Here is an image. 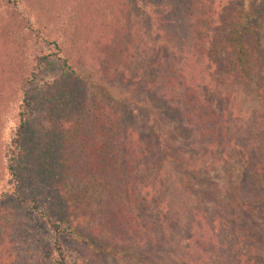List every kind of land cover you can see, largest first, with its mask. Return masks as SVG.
I'll return each instance as SVG.
<instances>
[{
    "label": "rangeland",
    "instance_id": "374dc122",
    "mask_svg": "<svg viewBox=\"0 0 264 264\" xmlns=\"http://www.w3.org/2000/svg\"><path fill=\"white\" fill-rule=\"evenodd\" d=\"M219 1L217 14L221 17L217 16L216 25L219 30L215 32L214 38L224 36L228 28L227 21L234 11H247L248 8L258 6L260 12L264 11V0ZM114 2H117V5ZM147 2L149 0H110V3L116 6L115 12L120 20L123 19L125 23L130 24L132 30L137 20L144 19L146 22L148 17H153L152 12L146 8L150 7ZM143 3L147 5L144 6ZM159 3L166 4L164 0H159ZM27 6L26 0H17L15 7H11L5 0H0V80L4 76L8 77L11 86L14 84L12 76L16 70L22 67L34 69L37 66L38 56L48 52L46 46L37 41V36L29 33V30L25 28L27 15L32 21L34 18ZM140 8L146 9L141 12ZM69 9H71L70 4L64 8L54 9L53 23L48 24V29L53 26L65 33L67 20L69 23L72 22L69 19ZM38 14L35 15L34 20L36 29L41 27L43 15L41 10ZM162 17L163 20L174 17L175 21V16L170 12L163 14ZM201 29L199 26V30ZM77 34L78 31L74 27L72 35ZM210 36H213V33ZM192 39L191 36L189 40L192 41ZM249 41L245 43V48L252 54L249 75L238 85L234 83L235 81L230 82L229 78V82L226 83L229 84L228 88H213L212 93L207 95L211 99L210 108L206 114L204 113V119L207 121L201 124L202 130L199 127L200 131L196 136L192 134L190 122L189 124L185 122L187 118L178 120L172 116L168 120H158L161 128H173L176 135L173 138L175 140L170 143L181 146L184 156L193 155L201 159L206 153L213 157L211 169L203 182L196 181L194 184V188H200L206 192L197 196L198 199H190V196H194L191 194L187 198L175 193L176 176L172 172L169 176L166 175L167 171L164 169L157 179L159 196L156 200L147 196L146 205L151 208H140L136 203H131L130 206L131 210H134V218H138L139 213L151 216L148 221L151 224L140 229L138 233L130 232L133 235L130 238L125 236L120 241L115 237L110 241L108 232H111L113 227L108 226L106 221L111 217V210H113L111 206L118 202H122L124 206L127 204L130 198H125V190H132L134 196L136 192L134 182H137L141 175L150 183V176L155 172L153 162L157 160V155H151L149 151L148 155L143 157L141 166L135 163L130 168H126L127 172L121 176L124 178L131 176L132 185H123L116 202H112L104 190L106 183L100 181L97 184L96 182L97 185L94 184L93 188L92 181L84 180L82 173H75L79 162L73 160L75 156H79L77 154L78 146L81 147L79 137L86 133L87 128L84 124L86 117L90 116L88 105L91 107L97 97L96 102L100 103V107L108 108L105 105L107 100L104 98L107 88L110 94H124L123 97L118 95L119 102L115 105L108 103L110 112H116L118 116L122 113V118L126 114L132 139L137 144L141 143L143 142L141 135L147 132V128L143 126L141 112L143 108L132 103L125 95L133 94L130 98L136 100L145 96L152 97L158 103L159 110L161 106L166 105V102L157 87L170 73L165 66L166 57L163 56L164 62L155 64L151 71L146 73L148 77L141 82L132 77L131 70L125 72L123 76L116 72L103 78L99 72L100 65L81 53H71L66 46L71 45L66 42L65 37L60 40L62 56L69 59L73 56L75 60L72 59L70 62L75 67L76 75H70L57 61L41 66V73L35 85L29 87L27 91L29 105L25 110L23 130L21 129L22 139L20 147L14 152L15 175L12 176L9 173L5 157L0 161L3 166L0 168V195L11 192L14 184L23 202L34 198L46 215L51 216L56 222H62L65 232L60 235V242L66 254V264H192L194 263L192 258L194 242L201 240L202 234L210 237L208 232L212 235V231H215L218 226L228 224V215L230 217L238 215L243 225L238 226L237 230L248 231L249 239L255 248L254 255H257L259 264L261 261L264 264V235L260 233L263 227L260 214L264 210L262 207L264 166L262 165L263 169L255 173V167L250 168L249 163L247 167V157L242 155L239 148L233 146L232 141L231 143L228 141L230 134L227 130L221 131L222 136L216 133V130L222 128L224 124L222 119L231 117L234 121H243L246 125L240 126L235 135V139L239 142L246 136L249 138L256 131L258 127L255 126L254 120L258 119L259 115L264 123V22H261V19L258 21L256 33L252 34ZM208 42L211 43V41ZM213 47L210 46L211 49ZM127 54V65L132 68L137 61L132 48L128 49ZM175 58L174 56L173 59ZM214 58L216 68L213 74L218 77L221 74L220 68L225 55H216ZM173 59L170 57L166 60L172 66L171 69H175L173 75L178 78L176 70L179 66H186L184 64L186 60L188 61V57L180 59L178 63ZM18 73L21 71L18 70ZM92 86H97L99 94H96ZM0 94L3 99L0 103V148L3 152L14 136L17 115L22 109V102L7 89L1 90ZM147 103H150L148 99ZM211 113L214 115L212 116ZM208 121L209 126L206 124ZM212 121L215 127L210 126ZM210 133L212 134L208 136ZM226 141L229 143L226 144ZM151 143L153 144L152 139ZM140 145L144 146V144ZM61 157L62 161L67 159L64 166L57 161ZM62 169L64 172L69 171L64 177L60 176ZM60 181H63L65 185L63 193L59 192ZM58 184L59 187H56ZM205 194L210 195L209 199ZM154 195L153 192L152 196ZM1 199L0 247L3 246V252L6 253L5 262L7 264H49L48 231L42 222L28 211H24L25 215H22L20 212L22 204L19 205V210L13 215V219L7 218L10 214V206L12 210H15L19 201L16 200L15 203L7 196L5 200ZM213 199L218 205L212 201ZM220 210L226 214L222 213L221 217H218L217 211L220 213ZM243 210L246 214L240 217ZM74 219H77L79 233L94 237L99 248L103 249L105 244H109L113 250L115 248L126 250L127 256L131 257L132 261L115 259L108 252L92 257V252L83 246V242L77 244L76 238L67 234L68 226L70 224H72L71 227L75 226L72 221ZM259 236H262L261 242H258Z\"/></svg>",
    "mask_w": 264,
    "mask_h": 264
},
{
    "label": "trees",
    "instance_id": "16d2710c",
    "mask_svg": "<svg viewBox=\"0 0 264 264\" xmlns=\"http://www.w3.org/2000/svg\"><path fill=\"white\" fill-rule=\"evenodd\" d=\"M26 1L31 16L33 15L32 18H34L32 21L27 15L25 28L29 30V33H34L37 36V41L44 44L48 52L38 56L37 66L34 69L22 67V69H18L21 73L16 70L12 76L14 83L12 86L9 84L10 79L8 77L4 76L0 80V92L7 89L22 102V109L17 115L18 120L14 136L11 138L7 149L4 148L2 152L0 148V161L4 157L6 158L9 173L12 176L16 173L13 169V159L14 152L20 147L22 139L21 129L25 122V110L29 105L27 91L29 87L35 85L41 73V66L57 61L62 69L68 71L70 75H76L75 67L70 62L72 59L75 60L73 56L71 59L62 56L60 40L65 37L66 42L71 45H66L71 53H81L100 65L99 72L103 78H107L108 75L116 72L123 76L125 72L131 70L132 77L141 82L148 77L146 73H149L155 64L164 62L163 56L166 57L165 66L170 73L157 87L166 102L164 107H160L161 110L157 109L158 103L152 97L146 98L145 96L136 100L130 98L133 94L125 95L132 103L143 108L141 110L143 126L147 128V132L141 135V141H143L141 143L138 142L137 144L132 139L127 126L126 114L122 118V113L118 116V113L110 112L108 103L112 106L115 105L119 102L118 98L123 97L124 94H118V97L117 94H110L109 88H107V92H104V98L107 100L105 105L108 108L100 107V103L96 102L97 97L91 107L88 105L90 116L86 117L84 124L88 130L86 129V133L79 137L81 147L78 146L79 143L76 145L79 156H75L73 161L77 160L79 164L75 173H82L84 180L92 181V187L99 184L100 181L106 183L104 190L112 202H116L123 185H132L130 183L133 181L131 176L125 178L121 176L127 172L126 168H130L135 163L137 166H141L143 157L147 156L149 151L151 155H157V160L153 162L155 172L150 176V183L141 175L138 177V181L134 182L136 191L134 196L132 190H125V198H130L127 204L124 206L122 202H118L111 206L113 209L111 210V217L106 221L108 226L113 227V230L108 232L110 241L114 240L115 237L120 241L125 236L130 238L133 236L130 232L138 233L140 229L151 224L148 222L151 216L139 213L138 218H134V210H131L130 206L131 203H136L140 208H151V206L146 205V199L147 196H151L150 198L156 200L159 196L157 179L164 169L167 171L166 175L169 176L172 172L176 176L177 188L175 193L177 192V194L187 198L190 194L194 195L190 196V199H198L197 196H201L203 192L206 193L200 188H194V184L196 181L203 182L209 169H211L213 157L206 153L201 159L193 155L184 156L181 152V146L170 143V141L175 140L173 138L176 134H174L173 128H161L158 120H168L172 116L178 120L179 118H187L185 122H190L192 134L197 135L201 124L207 121L204 119V113L206 114L211 105L209 103L211 99L207 95L212 93L213 88H228L229 84L226 83L229 82V78L231 79H229L230 82L235 81L234 83L238 85L249 75L252 54L245 48V43L250 42L252 34L256 33L258 21L261 19V22H264V11L260 12L259 6L248 8L247 11H234L227 21L228 28L224 36L214 38L215 32L219 30L216 25L217 16L221 17L220 14H217L219 0H197L194 2L192 0H164L166 3L164 5L160 4L159 0H149L147 3L150 7L146 8L152 12L153 17H148L146 22L144 19L137 20L133 30L130 24L125 23L123 19L120 20L115 12L116 6L110 3V0ZM5 2L11 7L17 6V0H5ZM114 3L117 5V2ZM68 4L71 5L69 19L74 22V25L67 20L65 33L53 26L48 29V24L53 23V10L64 8ZM143 5L146 6L147 4L143 3ZM146 8H140V11L143 12ZM40 10L43 14L41 27L36 29L34 27L35 15H39ZM169 12L175 16V21L173 20L174 17L163 20L162 15ZM199 26H201V30H199ZM74 27L78 31L76 36L72 35ZM222 27L225 29L224 26ZM212 33L213 36H210ZM191 36L193 37L192 41L189 40ZM210 46L214 47L211 49ZM129 48H132L133 54L136 56L135 60H137L132 68L126 62ZM223 54L225 58L220 68L221 74L216 77L213 74L216 68L214 57ZM169 56L172 59L175 56L176 58L173 60H176L177 63L180 62V59L188 57V61L186 60L184 64L186 66H179L176 70L178 78H175L173 75L175 69H171L172 66L166 60L170 58ZM221 79L224 82L220 81ZM96 88L97 86L93 87V90L99 94ZM102 88L104 87L102 86ZM147 99L150 103L146 104ZM2 100L0 96V103ZM184 113L186 114L184 115ZM82 115L84 118L85 113ZM211 115L214 114L211 113ZM222 121L224 124L222 128L216 130L217 135L222 136L221 131L227 130V133L230 134L228 141H232L233 146L239 148L242 155L247 157V167L249 163L250 168H256L255 173L262 170L264 166V134L262 133L264 132V123L261 116L259 115L258 119L254 120L255 126L258 128L253 135L249 138L246 136L247 138L245 137L239 142L235 139L236 132L240 126L246 124L243 121H234L231 117L222 119ZM206 124L209 126V121ZM210 126L215 127L213 121L210 122ZM228 141L225 143H229ZM140 144H144V146ZM204 147L208 149L207 146ZM135 159L136 161H134ZM57 161L64 166L67 159L62 161L61 157ZM2 167L0 163V168ZM68 173L69 171L64 172L62 169L60 176L64 177ZM96 182L97 184H95ZM107 182L111 183L107 184ZM59 183L61 186L59 192L63 193L64 182L60 181ZM12 187L11 192L0 195L1 200H5L7 196L14 202L19 201L15 210H12L10 206V214L7 218L13 219V215L19 210V205L22 204L21 214L25 215L24 211H28L30 214L36 215L48 231L49 264H66V254L60 242V235L65 232L62 222H56L51 216L46 215L44 209L42 207L40 209L34 198L23 202L19 197V192L14 188V184ZM56 187H59V184ZM153 192L155 193L154 196H152ZM209 197L210 195L207 194L206 198L209 199ZM212 201L218 205L217 201L214 199ZM262 207L264 209V204ZM175 210L179 211L178 209ZM220 211V213L217 211L218 217H221L222 213L226 214L223 210ZM245 214L246 212L243 210L240 217ZM260 215L263 221L260 233L264 235V210L261 211ZM228 220V224L218 226L215 231H212V235L211 232H208L210 237L202 234L201 240L194 242V256H192L194 263L192 264H259L257 255H254L255 248L249 239L248 231L237 230L238 226L243 225V222H240L238 215H231V217L228 215ZM72 221L75 226L71 227L72 224H70L67 228V234L73 235L77 244L83 242V246L92 252V257L100 255L102 252H108L115 259L132 261L131 257L127 256L126 250L118 248L113 250L109 244H105L103 249L99 248L94 237L79 233L77 219ZM261 239L262 236H259L258 242H261ZM3 251V246H1L0 264H7L5 262L6 253ZM260 263L262 264V261Z\"/></svg>",
    "mask_w": 264,
    "mask_h": 264
}]
</instances>
